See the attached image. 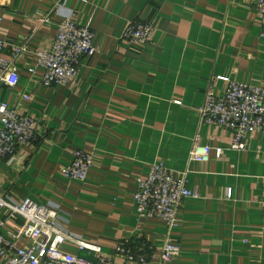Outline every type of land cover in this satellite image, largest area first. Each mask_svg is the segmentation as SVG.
Listing matches in <instances>:
<instances>
[{
	"label": "crops",
	"instance_id": "0c3cea01",
	"mask_svg": "<svg viewBox=\"0 0 264 264\" xmlns=\"http://www.w3.org/2000/svg\"><path fill=\"white\" fill-rule=\"evenodd\" d=\"M256 7L257 0H0V39L9 43L3 56L20 75L0 100L36 121L35 141L12 165L0 163V198L61 205L62 226L115 264H124L116 253L123 243L161 264L167 242L180 252L165 264H264V134L246 137L245 151L231 150V131L203 124L200 114L210 87L225 92L221 78L264 88ZM61 13L94 32L96 54L83 59L75 83L48 88L43 69L29 73L33 55L14 59V47L50 48ZM135 21L155 28L144 48L122 40ZM197 136L213 149L208 162L191 160ZM75 150L94 159L85 182L63 173ZM159 162L189 172L196 193L173 230L158 218L139 219L135 209L137 179ZM16 222L7 220L6 230ZM63 250L96 258L72 244Z\"/></svg>",
	"mask_w": 264,
	"mask_h": 264
},
{
	"label": "built area",
	"instance_id": "2783aa9c",
	"mask_svg": "<svg viewBox=\"0 0 264 264\" xmlns=\"http://www.w3.org/2000/svg\"><path fill=\"white\" fill-rule=\"evenodd\" d=\"M58 11L64 8L58 5ZM257 16L262 25L264 39V0H257ZM58 32L55 41L48 49L30 52L27 47H14L13 58L31 53L36 69L44 71L42 83L45 87H68L78 79L80 65L85 58L96 54L94 32L77 22L73 16L60 14ZM1 21V19H0ZM154 26L150 23L133 22L123 32L122 40L130 46L144 48L151 43ZM7 41L0 39V94L3 88L15 89L20 75L4 55ZM225 92L218 96L209 88L200 109L203 124L230 130L232 133L231 150L245 151L246 137L264 134V88L254 87L227 78ZM25 101L30 97L25 96ZM36 121L33 116L23 113L0 100V163L8 160L13 164L18 150L33 143L36 139ZM213 149L202 146L200 137L194 141L190 153L192 161L208 162ZM220 158L222 149H217ZM93 156L83 150H75L71 165L63 169L64 176L71 181L85 182L93 166ZM189 172L175 173L164 163L151 165L147 177L137 179V192L134 204L139 219L158 218L166 223L169 230L178 225V216L182 203L186 199L196 198L189 188ZM228 191V197H231ZM264 206V200L262 201ZM0 209H6L7 219H0V264H115V258L81 237L69 233L62 222L64 213L61 205L50 202L38 204L31 199L18 203L9 197L0 198ZM7 220L18 221L15 231H8ZM72 244L83 251L96 254L95 259L74 256L63 250ZM180 247L167 242L163 248L161 264L176 257ZM116 253L124 258V264H150L145 253H133L125 243L118 245Z\"/></svg>",
	"mask_w": 264,
	"mask_h": 264
}]
</instances>
